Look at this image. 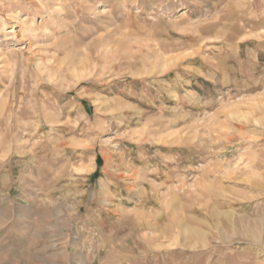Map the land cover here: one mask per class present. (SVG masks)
Returning <instances> with one entry per match:
<instances>
[{
	"label": "rangeland",
	"instance_id": "obj_1",
	"mask_svg": "<svg viewBox=\"0 0 264 264\" xmlns=\"http://www.w3.org/2000/svg\"><path fill=\"white\" fill-rule=\"evenodd\" d=\"M76 136L105 148L100 220ZM122 217L166 233L107 264H264V0H0V264H85L76 234Z\"/></svg>",
	"mask_w": 264,
	"mask_h": 264
},
{
	"label": "crops",
	"instance_id": "obj_2",
	"mask_svg": "<svg viewBox=\"0 0 264 264\" xmlns=\"http://www.w3.org/2000/svg\"><path fill=\"white\" fill-rule=\"evenodd\" d=\"M200 76H204V75H200ZM81 97H86V95L83 94H79ZM68 102H70V104L74 103L76 105V107L79 109L80 113L82 114L83 112V116L88 115V110H87V106H89V102H86L85 100H79V101H75V98L70 99ZM82 109V111H81ZM94 134V133H93ZM71 140H77L79 143L81 144L78 147L74 148L71 152V158L69 159V161L71 162L70 166H76V168H78L79 170H82V175L77 174V176L72 177V180H74V182H76V185H84L89 187V195L87 196V204H91L92 207L89 210V214L90 216L93 217V219H103L101 216V213H99V211H101L100 207H98L99 203L101 202L100 200V195L102 193V190L105 189V185L106 182L104 180L103 177H106V174H104V172L106 171V169L103 168V166H101L100 161L101 158H103V153L102 150H105V148L100 147V143L98 142V138L96 137H91L90 139L85 138L84 136H76V137H72L70 138ZM75 157V159H72V157ZM31 157L30 154L26 155V158L24 160L21 161V163H24L25 160L29 159ZM18 165V164H16ZM72 167V168H73ZM18 173V170H15ZM73 171V170H72ZM120 169L119 168H114L113 169V173L112 175H115L114 172H119ZM84 172V173H83ZM14 173V172H13ZM41 173V171H40ZM7 176L10 177V174H12V172H10V170H7ZM31 174L33 173H28V175L31 176ZM87 174V175H85ZM25 175V173H21L20 177L23 178V176ZM20 178V179H21ZM37 178V177H36ZM24 181L26 178H23ZM22 179V180H23ZM88 180V181H87ZM8 183H7V188L8 187H13V181H11V179H8ZM31 180H27L26 179V185L28 187H36L37 183L35 185L32 184L30 182ZM29 182V183H27ZM110 183H112L111 181H109ZM72 183V182H71ZM24 184V183H23ZM21 184V181H19V183L17 184L18 186L23 185ZM101 186V187H100ZM123 197V196H121ZM170 199H167L165 201V204H167L168 206L165 205V212H168L172 215V217L174 218L175 216L177 217L178 214L180 213L179 209H172L173 207L171 206V204L176 200H178V198L174 195L172 197H170ZM108 202V201H107ZM110 204L115 203V202H108ZM177 203V202H176ZM82 204V203H81ZM147 214V215H146ZM145 217H143L141 219V221L139 222L138 226H141L143 222H152V220H147L151 218L152 216L149 215H153V214H149L148 212H146ZM155 216H157L156 213H154ZM106 218V217H105ZM108 218H106L105 220H107ZM176 219V218H175ZM136 220V219H135ZM125 223V225L123 224ZM127 223L128 221L125 220V218H121L118 221V224H120V228H113L111 227L110 229H99L97 231L92 230V231H86V232H79L77 233V237H78V241L77 243L81 245V248L83 251H88V250H92L93 251V258L91 257L90 259L88 256L83 259L85 261V264H97L96 260L98 261V263H103V264H107V262L105 261H101L100 255L98 254V259H97V252H108L107 254L111 255L112 252H114L115 247L119 246V245H123L125 240V237L127 235L130 236H135V232H139V238L136 237V239L134 240V242L136 243V245H143L145 247H147V250L149 248H151L152 245L156 244V242L158 243V239L160 238L159 236H161V234H165L166 232L164 231V228H162V224L158 222L154 223V228H133L131 233L128 234V229H127ZM109 224H111V222H109ZM123 225V226H122ZM174 226V224H172ZM127 226V227H126ZM166 226V225H165ZM190 228H195V226H188ZM145 231V232H143ZM142 234L143 237L141 236ZM63 235V234H62ZM53 237V236H52ZM143 238V239H142ZM157 238V239H156ZM143 241H142V240Z\"/></svg>",
	"mask_w": 264,
	"mask_h": 264
},
{
	"label": "bare ground",
	"instance_id": "obj_3",
	"mask_svg": "<svg viewBox=\"0 0 264 264\" xmlns=\"http://www.w3.org/2000/svg\"><path fill=\"white\" fill-rule=\"evenodd\" d=\"M155 72V71H154ZM153 73V72H152ZM58 115V114H57ZM28 153V152H27ZM28 165V164H27ZM64 166V165H63ZM206 205V204H205ZM256 224V223H255ZM261 225H263V224H261Z\"/></svg>",
	"mask_w": 264,
	"mask_h": 264
}]
</instances>
